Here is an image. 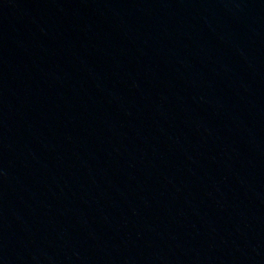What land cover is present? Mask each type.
<instances>
[{
    "label": "water",
    "instance_id": "95a60500",
    "mask_svg": "<svg viewBox=\"0 0 264 264\" xmlns=\"http://www.w3.org/2000/svg\"><path fill=\"white\" fill-rule=\"evenodd\" d=\"M0 264H264V0H0Z\"/></svg>",
    "mask_w": 264,
    "mask_h": 264
}]
</instances>
